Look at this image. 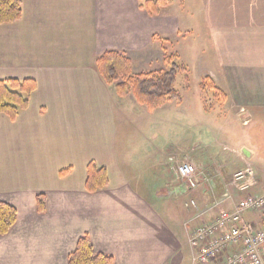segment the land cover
Here are the masks:
<instances>
[{"label": "crops", "instance_id": "crops-1", "mask_svg": "<svg viewBox=\"0 0 264 264\" xmlns=\"http://www.w3.org/2000/svg\"><path fill=\"white\" fill-rule=\"evenodd\" d=\"M20 1L21 19L0 25V81L36 87L14 120L0 114V202L17 212L0 236V264H67L83 236L111 264H193L191 229L216 214L194 220L185 202L208 197L165 176L169 162L159 156L142 160L146 174L131 149L120 158L121 117L96 66L106 51L131 58L156 36L181 34L183 18L149 16L138 0ZM202 13L207 75L247 122L264 118V0H204ZM90 163L107 177L93 193ZM252 213L244 220L255 223Z\"/></svg>", "mask_w": 264, "mask_h": 264}, {"label": "rangeland", "instance_id": "rangeland-1", "mask_svg": "<svg viewBox=\"0 0 264 264\" xmlns=\"http://www.w3.org/2000/svg\"><path fill=\"white\" fill-rule=\"evenodd\" d=\"M203 6L204 0H170L159 16L182 17L180 22L186 25L179 26L181 34L179 32L169 38L156 36L149 50L131 58L125 55L131 62L133 75L165 71L172 62H176L180 70L174 88L181 100L149 112L137 104L131 94L121 98L110 89L115 110L121 117L118 123L123 130L120 134L123 137L120 158L123 157V150L131 149L135 153L133 158L137 168L146 174L149 166L142 164V160L146 157L149 159V156H159L169 162L165 176L170 175L178 183L175 170L185 161L209 174L220 170L222 180H216L219 179L220 183L224 181L223 184L230 180L232 174L250 168L257 179L252 193L264 195V118L256 116L247 122L239 108L228 99L222 82L218 83L207 75L211 66L210 48L199 44V41H204L201 38L204 28L201 22L204 18ZM191 27L196 30L195 33L188 35L183 31ZM204 35H208L207 30ZM209 84L217 88L225 98L211 90ZM249 148L255 152L252 160L244 156L243 151L250 152ZM162 170H165V166ZM203 192L208 197L206 203L199 205L193 199L202 209L211 206L214 199L222 194L220 189L214 192V196L208 191ZM190 200L185 202V208L195 216V210L187 205ZM252 215L254 222L264 228V210L253 212Z\"/></svg>", "mask_w": 264, "mask_h": 264}, {"label": "trees", "instance_id": "trees-1", "mask_svg": "<svg viewBox=\"0 0 264 264\" xmlns=\"http://www.w3.org/2000/svg\"><path fill=\"white\" fill-rule=\"evenodd\" d=\"M140 9L149 16H158L170 0H138ZM20 0H0V25L17 22L21 19ZM99 75L115 95L124 97L131 94L137 104L144 106L149 112L181 97L175 90V82L180 67L176 62L170 64L165 71H154L133 75L131 62L124 53L106 51L96 61ZM209 81V80H208ZM209 88L217 94L225 96L212 84ZM33 80H1L0 81V114L14 120L24 110L31 94L35 90ZM204 87V86H203ZM209 89V90H210ZM107 185L106 172L90 163L87 166L85 189L89 193L96 192ZM39 211H43L42 197L37 198ZM17 212L14 207L0 202V236L6 235L14 226ZM108 256L93 251L89 238L79 239L75 251L68 256L67 264H111Z\"/></svg>", "mask_w": 264, "mask_h": 264}, {"label": "built area", "instance_id": "built-area-1", "mask_svg": "<svg viewBox=\"0 0 264 264\" xmlns=\"http://www.w3.org/2000/svg\"><path fill=\"white\" fill-rule=\"evenodd\" d=\"M175 176L189 192L205 190L213 196L219 189L222 192L205 209L193 199L187 203L196 212L194 220L217 212L212 221L198 223L191 229L193 264H264V228L244 220L247 213L264 210V195L252 193L257 184L252 169L232 174L223 184L224 181L216 180H222L220 170L209 174L185 161L176 167Z\"/></svg>", "mask_w": 264, "mask_h": 264}, {"label": "water", "instance_id": "water-1", "mask_svg": "<svg viewBox=\"0 0 264 264\" xmlns=\"http://www.w3.org/2000/svg\"><path fill=\"white\" fill-rule=\"evenodd\" d=\"M243 152H244L245 155H248V152L247 151L244 150Z\"/></svg>", "mask_w": 264, "mask_h": 264}]
</instances>
